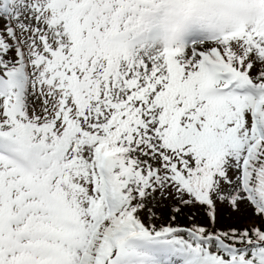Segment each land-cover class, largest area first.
<instances>
[{
  "label": "snow or ice",
  "instance_id": "6c2138e0",
  "mask_svg": "<svg viewBox=\"0 0 264 264\" xmlns=\"http://www.w3.org/2000/svg\"><path fill=\"white\" fill-rule=\"evenodd\" d=\"M146 3L0 0V264H264V17L160 46Z\"/></svg>",
  "mask_w": 264,
  "mask_h": 264
},
{
  "label": "clouds",
  "instance_id": "9594fccd",
  "mask_svg": "<svg viewBox=\"0 0 264 264\" xmlns=\"http://www.w3.org/2000/svg\"><path fill=\"white\" fill-rule=\"evenodd\" d=\"M264 17V0H147L142 25L154 30L156 43L172 46L196 28L222 34Z\"/></svg>",
  "mask_w": 264,
  "mask_h": 264
},
{
  "label": "rangeland",
  "instance_id": "374dc122",
  "mask_svg": "<svg viewBox=\"0 0 264 264\" xmlns=\"http://www.w3.org/2000/svg\"><path fill=\"white\" fill-rule=\"evenodd\" d=\"M203 32L196 28L190 29L186 35L184 36L183 40H188L193 37H197L202 35ZM238 214L233 213L232 216H237ZM254 220L253 217L250 215L245 217L243 220L234 221L231 217L225 218L223 215H221L218 211V219H217V227H226V226H243L244 223H250ZM206 221L203 217V219L198 222L197 224H204Z\"/></svg>",
  "mask_w": 264,
  "mask_h": 264
},
{
  "label": "bare ground",
  "instance_id": "6f19581e",
  "mask_svg": "<svg viewBox=\"0 0 264 264\" xmlns=\"http://www.w3.org/2000/svg\"><path fill=\"white\" fill-rule=\"evenodd\" d=\"M191 212V209H183L182 210V213L177 215V219H176V222L181 224V225H187L190 223V221L186 218L187 215ZM203 214L200 212V210H196V215L193 219V221L191 222H194V223H198L200 222L202 219H203Z\"/></svg>",
  "mask_w": 264,
  "mask_h": 264
}]
</instances>
